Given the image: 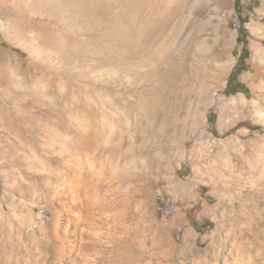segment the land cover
Instances as JSON below:
<instances>
[{"label":"rangeland","instance_id":"rangeland-1","mask_svg":"<svg viewBox=\"0 0 264 264\" xmlns=\"http://www.w3.org/2000/svg\"><path fill=\"white\" fill-rule=\"evenodd\" d=\"M229 2L183 21L165 0H0V264L66 225L75 159L99 264H264V0ZM234 67L246 93H225Z\"/></svg>","mask_w":264,"mask_h":264},{"label":"bare ground","instance_id":"bare-ground-1","mask_svg":"<svg viewBox=\"0 0 264 264\" xmlns=\"http://www.w3.org/2000/svg\"><path fill=\"white\" fill-rule=\"evenodd\" d=\"M165 5L168 9H176L177 7L178 10L186 7L187 10L183 21H190L199 12L205 14L207 11H211L217 16L220 12L228 10L230 2L229 0H165ZM228 19L227 14L223 19L218 18L217 29L222 30L224 26H227ZM211 22L212 18L209 17L207 23ZM15 32L17 31L14 29L12 33ZM179 32L175 34L173 42L178 40ZM212 54L215 59L221 58V52L217 48L213 50ZM256 55L262 57L264 53L257 49ZM1 65L0 71L4 72L5 68ZM224 69H226L225 66L219 65L217 72H214L215 75L223 74ZM256 81L257 79H252V83ZM9 82H13L12 78H9ZM69 149L72 152L80 153L81 156L87 155L89 151V148H86L82 143L78 145L69 144ZM60 168H72L67 172H62V188L56 193L61 211L55 212L54 219L58 220L59 223L60 218L66 215V225L62 228L57 225L56 229H51L50 231H46L44 228L34 230V236L32 235L29 239V241L32 239V243L24 245L23 252L20 250L13 251L12 255L16 258L15 264H21L19 257L23 255L26 258L22 264H99L95 247L103 243V240L100 236L96 237L97 235H95L94 231L97 228H91L101 222L97 221L100 220V206L97 204L95 197L97 181L95 183L87 171L80 169L78 159H75L72 167L69 162H64ZM77 168L80 169L78 175L75 172ZM74 169L76 170L74 171ZM58 186L60 185L58 184ZM136 190L134 189V191ZM108 205L107 202L103 203L104 208H107ZM103 229L112 231L113 228L109 226V228ZM239 251L243 255L249 254V250L245 245H241Z\"/></svg>","mask_w":264,"mask_h":264},{"label":"trees","instance_id":"trees-1","mask_svg":"<svg viewBox=\"0 0 264 264\" xmlns=\"http://www.w3.org/2000/svg\"><path fill=\"white\" fill-rule=\"evenodd\" d=\"M244 24H245V22L241 21V29L239 31L240 37H244L246 35V32L244 30ZM239 39H241V38H239ZM240 42L241 43H246V42H243L241 40H240ZM244 59H245L244 57H240L238 63L244 61ZM244 70H245V68H243L241 70H237V67H234V69H233V71H232V73L230 75L229 81L227 83V87H226V91H225L226 94L234 95V94H236L238 92L246 93V90H245V88L242 85L237 86L238 87L237 90L230 91L233 81L237 80V78L240 75V73L242 71H244Z\"/></svg>","mask_w":264,"mask_h":264}]
</instances>
